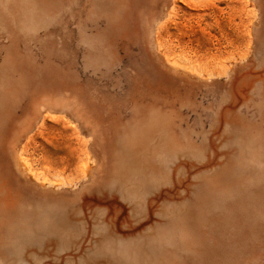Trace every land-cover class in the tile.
Wrapping results in <instances>:
<instances>
[{"label":"rangeland","instance_id":"rangeland-1","mask_svg":"<svg viewBox=\"0 0 264 264\" xmlns=\"http://www.w3.org/2000/svg\"><path fill=\"white\" fill-rule=\"evenodd\" d=\"M0 264H264V0H0Z\"/></svg>","mask_w":264,"mask_h":264}]
</instances>
